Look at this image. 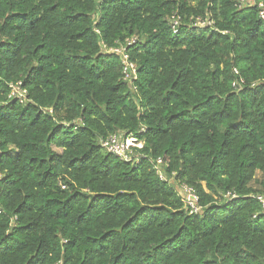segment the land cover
Wrapping results in <instances>:
<instances>
[{
    "label": "trees",
    "instance_id": "1",
    "mask_svg": "<svg viewBox=\"0 0 264 264\" xmlns=\"http://www.w3.org/2000/svg\"><path fill=\"white\" fill-rule=\"evenodd\" d=\"M260 3L0 0V264H264Z\"/></svg>",
    "mask_w": 264,
    "mask_h": 264
},
{
    "label": "built area",
    "instance_id": "2",
    "mask_svg": "<svg viewBox=\"0 0 264 264\" xmlns=\"http://www.w3.org/2000/svg\"><path fill=\"white\" fill-rule=\"evenodd\" d=\"M238 5H244L248 3H253L254 0H236ZM260 6H264L263 3L259 4ZM260 17L264 19V11L261 10L259 12ZM178 19H174L172 28L174 32L177 31ZM134 42V39H130L127 41V44H131ZM112 51H116L120 53L121 55V63L123 65V78L127 81H132L136 77V67L135 65L129 61L128 55L125 52V46H121L118 48H113ZM11 87V93L10 97H14L17 99L20 103H22L26 98V90L21 87V82H17L16 84H10ZM101 146L108 152L118 156L120 159L129 161V160H135L138 162V156H134V148L135 147H141L142 143L138 141L137 137L134 134H128L125 135L123 133H117L112 134L104 139L100 140ZM160 161H156V169L159 177L161 179H166L165 172L160 167ZM158 165V166H157ZM180 191L182 192L184 196V203L186 207L189 208L190 213H196L200 209V207L197 205V196L194 193V191L186 186L181 185ZM256 199L261 203L263 209H264V195H257Z\"/></svg>",
    "mask_w": 264,
    "mask_h": 264
},
{
    "label": "rangeland",
    "instance_id": "3",
    "mask_svg": "<svg viewBox=\"0 0 264 264\" xmlns=\"http://www.w3.org/2000/svg\"><path fill=\"white\" fill-rule=\"evenodd\" d=\"M168 180H170V182H172L173 181V178H168ZM173 185H174L175 188H180L179 185H178V183H173ZM185 205H187V204H185Z\"/></svg>",
    "mask_w": 264,
    "mask_h": 264
}]
</instances>
